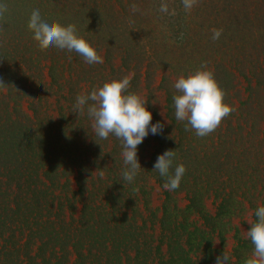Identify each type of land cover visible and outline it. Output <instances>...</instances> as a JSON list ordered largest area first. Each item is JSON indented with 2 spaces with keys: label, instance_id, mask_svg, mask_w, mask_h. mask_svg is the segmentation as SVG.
<instances>
[{
  "label": "trees",
  "instance_id": "obj_1",
  "mask_svg": "<svg viewBox=\"0 0 264 264\" xmlns=\"http://www.w3.org/2000/svg\"><path fill=\"white\" fill-rule=\"evenodd\" d=\"M162 2L167 13L160 11ZM0 3L7 4L0 18V81L6 87H0V264H216L221 252L212 248L213 237L223 246L231 220L250 213L255 221L264 206V0H198L190 12L181 0ZM33 9L48 22L74 24L103 63L89 65L55 46L42 50L27 28ZM213 28L223 29L216 41ZM203 62L234 111L201 138L176 120L173 96L179 76ZM129 75L128 93L138 94L142 80L146 87L157 84L165 95L167 131L183 138L167 149L156 140L159 150H176L170 174L181 163L186 172L153 212L148 199L136 198L135 179L122 178L121 142L110 134L114 146L104 155L86 109L82 116L73 113L78 94ZM150 141L147 136L138 145V156ZM159 181L163 186L166 178ZM181 189L182 209L175 197ZM208 197L214 216L204 207ZM234 240L232 264H244L253 245L237 230Z\"/></svg>",
  "mask_w": 264,
  "mask_h": 264
},
{
  "label": "clouds",
  "instance_id": "obj_2",
  "mask_svg": "<svg viewBox=\"0 0 264 264\" xmlns=\"http://www.w3.org/2000/svg\"><path fill=\"white\" fill-rule=\"evenodd\" d=\"M186 12L196 6L198 0H181ZM133 11L136 6L132 5ZM160 11L167 13L168 5L161 3ZM7 12V4L0 3V18ZM32 39L42 50L55 46L60 50L75 51L89 65L103 63V58L82 36L77 33L74 24L62 25L59 22L44 19L39 9H33L27 23ZM212 40H218L223 29L213 28ZM207 62L200 69L189 73L187 77L179 76L174 88L179 93L173 96L175 118L186 121L185 131L194 130L198 137H205L215 131L222 120L228 117L234 109L224 102L225 92L220 88L211 70H206ZM131 76L103 83L102 87L94 88L89 94H78L73 105V113L87 116L92 120L94 134L102 140L109 135L115 136L122 147L123 163L122 178L131 183L141 169L137 156V147L145 137L160 134L164 125L160 122L151 124L152 114L146 108V102L135 93H128ZM0 87L6 88L2 81ZM91 102V103H89ZM151 125V127H150ZM177 142V141H176ZM176 150H166L157 157L154 171L166 178L163 188L174 191L179 188L181 179L186 172L185 165L178 164L170 174ZM97 172V171H96ZM95 172V173H96ZM104 177V171L98 172ZM257 219L250 221V230L246 237L253 245L251 255L244 264H264V206H259L255 212ZM227 251L217 256L216 264H229Z\"/></svg>",
  "mask_w": 264,
  "mask_h": 264
},
{
  "label": "rangeland",
  "instance_id": "obj_3",
  "mask_svg": "<svg viewBox=\"0 0 264 264\" xmlns=\"http://www.w3.org/2000/svg\"><path fill=\"white\" fill-rule=\"evenodd\" d=\"M116 66H118V63H115ZM142 83L138 85V94L145 102H146V108L149 112L152 114V121L151 124H156L157 122H160L164 125L163 131L160 134L153 135L149 131L148 138L151 139L149 142V148L145 150L144 152L140 153V156H138V161L140 163L141 169L138 172V176L135 177V196L139 201H142L148 199V209L150 211H156L159 209L164 201V192L167 191L163 188L162 184L160 183L159 179L163 181L165 179L164 177H161L160 174L157 171H154V164L156 162V158L159 156L157 153H161L165 151V147L163 150L158 149V143L156 142L157 139H159V142L166 146L167 144L171 142L173 145H176L178 142L183 143V138L179 134L178 131L173 130L172 132H168V127L170 126L169 121L166 118V110H165V95L162 91L155 89L156 83L153 86H145L143 80ZM241 86H238V88L243 89L242 81L240 80ZM153 90V98L151 100H148L146 97L149 95V92ZM155 113V114H153ZM155 115V117H153ZM156 118H158V121H156ZM151 127V125H150ZM95 137L94 131L92 129V137ZM158 137V138H156ZM97 138V136L95 137ZM87 146L90 147L91 143L86 140ZM95 141V139H94ZM102 141V140H101ZM97 142L96 145H98V151L102 152L104 155L110 154V151L112 150L114 144L110 143L111 140L108 139V143ZM177 141V142H176ZM104 142V141H103ZM96 145H93L92 150L96 149ZM123 158V157H122ZM104 163H106L107 167L113 166L112 159L104 158ZM125 166L124 163H120V166ZM171 173V170H170ZM117 175L120 177L119 171L117 172ZM95 176V173L92 174V178ZM104 180V178H102ZM93 181L96 179L93 178ZM120 180V178H119ZM177 199V206L178 208L182 209L187 204V201L185 200V194L182 192V189L177 193L175 196ZM204 207L206 211L209 213V215L214 216L215 214V202H213L212 197L205 198L204 201ZM97 205V202L95 206ZM53 207H55V204H53ZM79 210V207H78ZM78 210L76 208V214H78ZM142 207H140V211H142ZM144 216V215H143ZM156 216L159 217L160 213H156ZM194 220V218H191ZM197 218H195L194 221H196ZM250 219V213H246L242 219H233L231 220V227L232 229L229 231L228 234L223 236L224 244L223 246L220 245V241L218 237L214 236L212 240V248L214 250H219L221 252V255L224 253V251H227V253L231 254L232 247L234 246V234L235 231H238V234L240 237H246V227L249 226ZM199 224V223H198ZM199 226V225H198ZM147 227H150L149 222L147 223ZM153 235L154 238H157L158 235V226L155 225L153 227ZM185 240V237H183L182 241ZM183 243V242H182ZM166 248H162V252H165ZM233 259L230 257V263L232 264Z\"/></svg>",
  "mask_w": 264,
  "mask_h": 264
}]
</instances>
